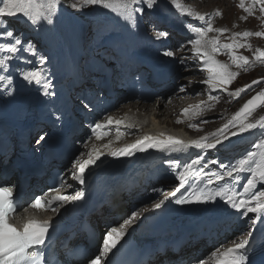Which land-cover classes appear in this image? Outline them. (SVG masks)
<instances>
[{"label": "snow or ice", "instance_id": "snow-or-ice-1", "mask_svg": "<svg viewBox=\"0 0 264 264\" xmlns=\"http://www.w3.org/2000/svg\"><path fill=\"white\" fill-rule=\"evenodd\" d=\"M161 0H0V71L6 75H0V88L4 93L12 96L14 80L12 78L13 68H19V78L29 85L35 84L38 90L42 91L45 97L55 96L52 91L53 84L42 67L26 68L21 67L20 62L31 64L29 57H37V63L41 66L49 61V57L37 49L32 39H25L23 32L17 33L8 27L5 17L22 16L29 31L41 38V42L47 48L60 51L65 47L77 44L81 39V31L76 18L72 17L70 22L66 21L62 14L61 5L64 8H71L76 12H81L89 6H99L102 9L110 10L120 17L127 25L137 26V14L143 16L146 10L158 8ZM171 4L181 16L190 17L200 23L195 25L186 21L187 29L193 34L188 41L191 44L193 58L200 65V70L206 72V78L200 81L206 87L208 100L219 102L220 94L226 93L228 97L238 99L247 90L259 85L260 80H253L251 84L244 85L234 91L229 90V86L240 75L239 71L248 72L256 64L264 65V49L256 48L254 51L251 45L241 41H247L250 37L264 38L262 31H244L232 33L226 37L230 42H222L221 37L228 32L226 28H214L213 17L206 16L185 7L180 0H170ZM260 5V12L264 15V0H252V5L246 7L245 0H240L239 7L248 15H253L255 6ZM71 15V14H70ZM95 15V14H90ZM215 16H222L220 11H216ZM247 16L241 17L246 19ZM215 33V35H209ZM94 34L99 35V31L94 28ZM165 31H157L156 37H166ZM247 49L253 51L250 59L248 56L239 54V50ZM220 54L227 55L230 63H223L217 60ZM164 57H173L174 52L166 50ZM15 62V63H14ZM181 63H184L181 60ZM191 83V82H190ZM184 92L182 86L179 89ZM214 93H216L214 95ZM97 106L105 104L106 100L97 94L95 97ZM170 102V101H169ZM85 108L92 110V101L84 104ZM261 106H264V90L260 91L249 99L231 119L220 129L210 135L201 137L198 140L185 142L183 140L167 136L161 137L144 136L135 143L128 144L120 149H112V141L103 145L104 151L93 146L86 154L81 152L79 156L72 159L71 179L79 185H86V173L92 175L90 171L93 167L99 168L97 161H101L102 156H110L115 159L122 157H132L136 153H146L149 149L161 153L184 154L195 149L198 155L187 161H181L177 156L166 161L169 171L174 175L178 184L171 193L164 192L161 188H153V192L161 193L164 199L152 204V209L159 210L165 206L167 201L181 206H205V210L214 212L216 216L226 218L232 224H238L244 218L252 224V230L247 234L233 239L229 246L218 248L211 255L212 264H258V254L264 251V243H258L253 237L257 222L261 224V231L264 232V190H259L257 185H264V132L261 133L258 142L252 146L242 157L234 162L222 163L218 158L206 160L205 154L210 150H216L219 145L224 144L230 137L250 132L254 129L264 130V116L255 122L249 118ZM211 108V104L207 105ZM204 110V103L182 110V115H191L193 118ZM56 122L63 121V114H55ZM182 121L177 120V123ZM209 121H202L208 123ZM123 125L126 129L136 127L132 123H126L122 119H116L111 115H105L103 119L91 122L89 140H101L108 136L114 126L116 140H120L127 132L121 131ZM189 128L201 130L198 124H189ZM46 141V135L40 134L37 143ZM84 148H88L85 143ZM86 155V158H84ZM102 162V161H101ZM209 165H218L213 170ZM207 170V171H206ZM245 182L241 184V181ZM223 182V183H222ZM63 185V182L61 184ZM183 190V191H181ZM61 189L53 186L49 192L42 196H36L30 201V207L35 210L58 212L59 208L74 202L85 199V191L75 190L74 194H60ZM179 194V195H178ZM22 205V193L13 198V188L0 185V264H112L110 254L126 235L127 227L140 215L139 211H133L131 216L119 226H109L102 237V245L95 255H89L87 249L81 250L79 246L69 247L67 243L62 246L63 257L56 251H48L50 230L53 228L51 221H39L28 219L17 227L11 223L14 215H18V208ZM147 211L148 209H144ZM231 210V211H230ZM249 214H255L250 217ZM45 251H39V249ZM36 249V251H32ZM197 264H205L200 260Z\"/></svg>", "mask_w": 264, "mask_h": 264}, {"label": "bare ground", "instance_id": "bare-ground-1", "mask_svg": "<svg viewBox=\"0 0 264 264\" xmlns=\"http://www.w3.org/2000/svg\"><path fill=\"white\" fill-rule=\"evenodd\" d=\"M199 3H194V8L196 9H200L202 8V4H205V6L209 7L211 4L213 5H218L220 3H224L225 0H206L205 3H200V1H198ZM220 20V19H219ZM218 21V20H216ZM13 22H15V20H10V24H13ZM261 31L264 32V28H261ZM187 58V57H186ZM188 78H187V82L191 81V84H195V82H197L200 78L199 77H194V73H188ZM242 78L244 77V71H242L241 74ZM175 88L172 87H167L165 88V91H163V97L164 100H162L160 98V100H158L156 103L153 102L155 100L154 98H146V100L148 101L147 104H144L142 106H137L138 102H135L136 105L133 106V108H142L145 109L146 113H145V119L143 120V125H148L149 122H145L146 118L150 115V123L151 125L149 126V132L150 133H154V134H163L165 136H171L177 139L182 140V136L185 135L184 132H186V130H184L180 124L176 123V119L180 118V113L182 112V110L184 108H189L188 105L194 103L196 105H199V103H197V101H193L192 98H194L195 94L197 93V90H199L202 86H194L192 89L190 88L188 91V94L185 97H181L180 99L178 98L179 95H181V92L179 91V88L176 87V83H174ZM172 88V89H169ZM169 89V90H166ZM159 94V93H157ZM160 95V94H159ZM158 95V96H159ZM225 100V98L221 97L219 102H213L211 104V108L207 107V103H204L205 100L202 99L201 103H204V110L200 112V114L198 116H196L195 118H203L206 116H209V114H214V112L216 111V109L218 108V105L223 103ZM119 101H125L124 99L119 100ZM170 101V102H169ZM143 103V102H142ZM158 104V108H155L156 105ZM132 111H135L134 109ZM177 114L176 117H173V115ZM263 115H259L258 117H262ZM184 118V117H183ZM133 120L137 119L139 120L137 117H132ZM82 136V135H81ZM260 134H257V140L259 139ZM199 139V138H198ZM197 139V140H198ZM128 144H124L121 145L120 147H118L117 149L123 148ZM116 148V146L114 147ZM220 152V150L215 151L214 154L216 155V157L219 158V160H221L222 158H224L225 156H227V151L225 153H218ZM218 153V154H217ZM162 155H169V153H163ZM126 160L128 161L127 167L132 166V169H136L137 172H143L146 168V166L150 163H152L153 161L150 160V158L148 156H139V153H136L134 156L132 157H126ZM121 168L118 166H111L110 170H109V177H113V173L120 171ZM168 168H160L158 171L160 172H165L167 171ZM71 184V183H70ZM116 185V180L113 179L111 186ZM171 184H168V186L166 187L167 189L170 188ZM71 187H68L65 191V195H70L69 192H71ZM109 191V190H108ZM122 200V199H121ZM117 202L115 205H118V207L114 210V212L112 213V219L116 218L117 215L118 220L124 219V217L126 216L127 213V208L129 206L128 202L127 203H122V201ZM200 211V209L198 208L196 210V213L198 214ZM153 214H155V212L151 211L149 214L145 215V219H149L150 217L153 216ZM206 218L208 219V222L211 221V219L214 217L213 212H209L207 214H205V216H201L202 218ZM199 220L195 219H191L190 220V225L195 227L197 226ZM209 224L207 223H202V228L207 227ZM202 244H204L205 242H201ZM205 246V245H203ZM218 248V247H216ZM224 248V247H223ZM216 249H210V251H214Z\"/></svg>", "mask_w": 264, "mask_h": 264}, {"label": "rangeland", "instance_id": "rangeland-1", "mask_svg": "<svg viewBox=\"0 0 264 264\" xmlns=\"http://www.w3.org/2000/svg\"><path fill=\"white\" fill-rule=\"evenodd\" d=\"M66 1L67 3L70 2V0H66ZM198 1H200V3H204L203 0H195L193 4L199 3ZM239 4H240V0H225L224 3H220L218 5L211 4L209 7L205 6V4H202L203 6L202 8H200L201 11L205 9L209 10L210 12L218 10L222 13V16H220L217 19L218 21H216V28L228 29V32L225 33V36L221 37L224 40V42H230L229 40L226 39V37L230 36L232 33L244 32V31L256 32V31H261V28L264 27L263 18L255 17V15L248 16L239 7ZM251 5H252L251 2L246 3V0H245L246 7L251 6ZM86 9L87 8L83 10H86ZM245 16H247L246 19H241V17H245ZM241 42L250 44L253 51L256 48L264 49V38H258V37L253 36V37L248 38L247 41H241ZM253 51H249L247 49H241L239 50V54L248 56L251 59L253 56ZM255 68H260V69L255 70ZM250 69L253 70V72L250 75L245 74V76L253 77L256 74L257 77H254L252 80L261 79V77H264V66L263 65L254 63V65ZM250 79L244 82L243 81L236 82L233 88H236L239 85L248 83ZM262 90H264V86L260 89V91ZM192 100L197 101V103L201 101V100H194L193 98ZM233 101L235 102L233 98L228 97L227 99L224 100L223 103L218 105V108L216 109L214 114H209L211 121H213V124L211 126H208V128L206 129L207 132H213V131L218 130L225 123H227L229 119H231L233 114H235L240 109L242 104L239 101H236L239 103V106L234 107ZM190 106L194 107L196 106V104L192 103L188 105V107ZM263 111H264V108L263 110L259 111V113L262 112V115H264ZM139 115H141V113ZM214 115H219V116L213 117ZM249 119L251 120V117ZM256 119L257 118H254L251 121L254 122Z\"/></svg>", "mask_w": 264, "mask_h": 264}]
</instances>
